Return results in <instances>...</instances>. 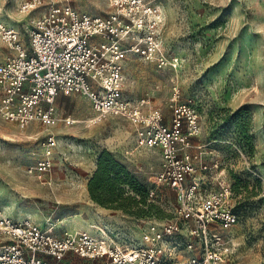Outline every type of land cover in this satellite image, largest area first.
<instances>
[{
  "label": "rangeland",
  "instance_id": "obj_1",
  "mask_svg": "<svg viewBox=\"0 0 264 264\" xmlns=\"http://www.w3.org/2000/svg\"><path fill=\"white\" fill-rule=\"evenodd\" d=\"M69 1L76 11L93 17L112 12L109 0ZM20 2L0 0V24L18 28L30 50L23 24L45 14L48 0L28 16L19 14ZM147 2L165 14L161 41L166 55L179 58L180 64L160 69L129 55L125 94L149 100L169 127L174 110L186 105V135L194 112L200 131L191 136L189 153L198 157V167L209 168L200 171L202 191L209 194L231 184L240 216L238 225L223 233L229 249L223 264H264V0ZM2 56L0 63L14 54L0 39ZM55 104L60 117H71L72 123H33L22 131L0 118V212L59 236L87 232L121 245L140 244L144 230L176 212L174 190L156 183L161 150L140 146L136 128L123 117L108 116L92 124L95 112L81 94H61ZM50 136L56 142L51 170L30 173L44 159ZM104 151L148 190L141 215L106 208L91 198L88 185ZM8 240L0 235V247ZM174 254L176 260L189 257L185 247H177Z\"/></svg>",
  "mask_w": 264,
  "mask_h": 264
},
{
  "label": "built area",
  "instance_id": "obj_2",
  "mask_svg": "<svg viewBox=\"0 0 264 264\" xmlns=\"http://www.w3.org/2000/svg\"><path fill=\"white\" fill-rule=\"evenodd\" d=\"M44 1L21 0L18 12L28 16ZM109 5L110 15L93 17L76 11L69 0H48L45 14L23 24L30 50L18 28L0 24V39L14 53L0 63V118L22 131L33 123H72L71 117H60L56 99L61 94L85 96L95 112L92 124L108 116L123 117L136 128L140 146L161 150L156 183L174 190L176 212L169 220L151 224L135 246L87 232L59 236L0 212V235L9 239L0 247V264H223L229 252L223 233L240 218L231 184L209 194L202 191L200 171L209 168L198 167V157L189 153L191 136L200 131L197 116L190 113L191 132L186 135V105L174 110L169 127L149 100L125 94L129 55L160 69L178 68L179 58L168 57L161 41L165 14L147 0H109ZM55 145L50 136L44 159L30 173L51 170ZM184 234L185 240L176 239ZM177 247H185L188 259L176 260Z\"/></svg>",
  "mask_w": 264,
  "mask_h": 264
},
{
  "label": "trees",
  "instance_id": "obj_3",
  "mask_svg": "<svg viewBox=\"0 0 264 264\" xmlns=\"http://www.w3.org/2000/svg\"><path fill=\"white\" fill-rule=\"evenodd\" d=\"M88 190L91 198L101 206L134 216L144 213L140 204L146 205L148 190L108 151L100 155ZM234 210L239 216L236 208Z\"/></svg>",
  "mask_w": 264,
  "mask_h": 264
},
{
  "label": "crops",
  "instance_id": "obj_4",
  "mask_svg": "<svg viewBox=\"0 0 264 264\" xmlns=\"http://www.w3.org/2000/svg\"><path fill=\"white\" fill-rule=\"evenodd\" d=\"M10 52H12V51H10ZM13 53V52H12ZM14 54V53H13ZM4 60V57L2 56V57H0V62L1 61H3Z\"/></svg>",
  "mask_w": 264,
  "mask_h": 264
}]
</instances>
